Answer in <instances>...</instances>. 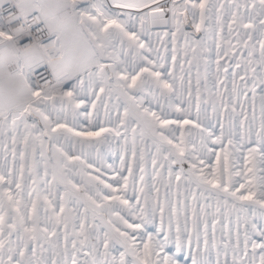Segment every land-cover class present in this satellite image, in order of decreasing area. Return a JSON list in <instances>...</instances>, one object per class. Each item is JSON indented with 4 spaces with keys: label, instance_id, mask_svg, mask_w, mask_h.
Returning <instances> with one entry per match:
<instances>
[{
    "label": "snow or ice",
    "instance_id": "snow-or-ice-1",
    "mask_svg": "<svg viewBox=\"0 0 264 264\" xmlns=\"http://www.w3.org/2000/svg\"><path fill=\"white\" fill-rule=\"evenodd\" d=\"M0 264H264V0H0Z\"/></svg>",
    "mask_w": 264,
    "mask_h": 264
}]
</instances>
